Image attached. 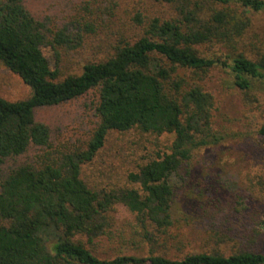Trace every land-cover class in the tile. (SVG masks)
I'll list each match as a JSON object with an SVG mask.
<instances>
[{"label":"trees","instance_id":"1","mask_svg":"<svg viewBox=\"0 0 264 264\" xmlns=\"http://www.w3.org/2000/svg\"><path fill=\"white\" fill-rule=\"evenodd\" d=\"M156 1L169 7L167 18L149 19L135 41L118 46L105 60L85 63L79 74L60 78L59 68L51 67L42 47H49L58 59L59 49L74 48L81 35L73 37L65 27L49 28L22 0H0V64L30 89L23 99L0 96V168L5 159L29 146L51 148L50 128L35 119L36 108L98 90V122L83 147L51 149L37 165H17L1 179L0 264H264V253L249 251L106 259L75 239L100 234L115 204L124 205L144 227L171 238L168 230L178 222L171 177L193 149L219 140L210 127L211 94L188 83L177 69L202 71L219 65L243 90L251 87L253 78L264 80V56L255 61L237 51V38L250 23L248 13L264 10V0ZM134 19L143 25L139 14ZM206 42L230 52L224 58L201 56L195 45ZM131 128L173 133L170 151L127 174L137 188L88 187L80 177L82 166L93 159L110 130ZM258 131L264 135V123Z\"/></svg>","mask_w":264,"mask_h":264},{"label":"rangeland","instance_id":"2","mask_svg":"<svg viewBox=\"0 0 264 264\" xmlns=\"http://www.w3.org/2000/svg\"><path fill=\"white\" fill-rule=\"evenodd\" d=\"M22 2L49 28L65 27L73 37L81 35L74 48L59 49L58 59L49 47H42L51 67L59 68L60 78L81 73L85 63L109 58L118 46L141 36L149 19L167 18L170 13L167 5L156 0ZM137 14L143 25L135 21ZM248 16L250 23L237 38V51L257 61L264 56V10ZM86 24L91 27L85 29ZM195 49L204 57L224 58L230 52L213 42L195 45ZM176 73L211 94L210 127L219 140L193 149L171 177L176 191L174 217L178 218L168 230L171 238L144 227L124 205L115 204L100 234L91 239L75 237L99 258L149 253L169 258L192 252L264 253V135L258 131L264 123V80L253 78L251 87L243 90L234 84L230 71L219 65L202 71L177 69ZM29 94L20 77L0 64V96L18 100ZM97 99L98 90L93 88L66 102L36 108L35 119L50 128L51 148L29 146L21 155L5 159L0 181L17 165H37L46 151L62 145L83 147L98 122ZM173 138V133L136 128L110 130L93 159L82 166L80 177L94 190L137 188L127 180V174L168 153Z\"/></svg>","mask_w":264,"mask_h":264}]
</instances>
